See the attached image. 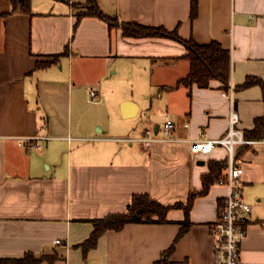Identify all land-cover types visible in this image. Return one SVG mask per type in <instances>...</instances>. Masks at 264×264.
Segmentation results:
<instances>
[{
  "label": "crops",
  "instance_id": "1",
  "mask_svg": "<svg viewBox=\"0 0 264 264\" xmlns=\"http://www.w3.org/2000/svg\"><path fill=\"white\" fill-rule=\"evenodd\" d=\"M86 1L31 0L23 13L0 0V259L214 264L210 228L227 188L215 180L199 192L208 162H224L227 152L219 146L198 156L189 144L223 137L230 106L217 80L177 85L189 72L184 42H216L229 52L237 127L252 129L264 114V90L241 86L252 78L264 87V0H196L193 18L192 0H96L118 23L171 34L143 38L84 15ZM166 116L171 141L140 142L146 131L162 140ZM31 138L38 148L28 147ZM235 154L251 207L240 264H264V143ZM134 195L169 207L165 222L126 224L87 247L92 221L125 213Z\"/></svg>",
  "mask_w": 264,
  "mask_h": 264
},
{
  "label": "trees",
  "instance_id": "2",
  "mask_svg": "<svg viewBox=\"0 0 264 264\" xmlns=\"http://www.w3.org/2000/svg\"><path fill=\"white\" fill-rule=\"evenodd\" d=\"M68 2V0H56ZM31 0H11L12 10L28 13L30 10ZM86 11L84 15H92L105 21L110 27H120L124 36L143 38V37H170L171 34L162 28H153L141 26L131 23H118L113 17L103 14L96 0H87L83 5ZM82 14V15H83ZM196 15V0L191 1V18ZM187 53L185 58L189 63V72L187 76L180 79L177 85L190 87L196 85L199 88H207L211 80L221 82L224 91L228 89L230 79V55L218 43L212 42L207 45H199L192 41L184 42ZM57 56H55L56 58ZM49 64V63H45ZM39 64L38 66H42ZM259 84L262 89V83L257 79H247L241 88L250 87ZM264 100V91H263ZM245 139L263 140L264 139V114L254 119L252 129L243 132ZM227 159L224 162H208L209 173L202 177V190L199 194H205L208 187L219 177H221L227 167ZM196 194H191L187 199L184 207L185 221L181 223L179 236L188 227V212L192 205L193 198ZM177 206H180L177 205ZM222 205L219 207V213ZM169 207L161 205L159 202L152 200L147 195H134L131 199L129 207L125 213L110 214L99 220H93L94 230L90 239L85 244L87 247L95 246L98 238L108 230H121L126 224L143 223V224H159L165 222L166 213ZM246 222L243 227H246ZM174 248V243L166 250L170 253ZM40 259L35 258L32 254H26L19 259H0V264H38Z\"/></svg>",
  "mask_w": 264,
  "mask_h": 264
},
{
  "label": "built area",
  "instance_id": "3",
  "mask_svg": "<svg viewBox=\"0 0 264 264\" xmlns=\"http://www.w3.org/2000/svg\"><path fill=\"white\" fill-rule=\"evenodd\" d=\"M222 95L227 98L230 106L227 133L215 140L198 139L191 141L189 149L192 154L198 156L209 155L215 147L220 146L226 149L228 161L226 173L216 180V184L225 186L227 194L223 200L218 218L210 228V232L214 240V264H240L239 246L246 235V227H243V224L247 221L251 207L244 201L242 196L243 182L241 176L243 169L235 153L240 146L264 143V139H245L243 132L237 127L239 116L234 105V88L231 83ZM89 97L91 101L97 99L98 93L94 88H90ZM172 129L173 121L166 116L162 128L164 138L162 140L158 137L151 138L149 136L150 131H146V136L141 138L140 142L148 144L152 141H171L170 133ZM37 139L39 138H31L28 147L38 148L37 142H32ZM59 242V240H55V243L58 244Z\"/></svg>",
  "mask_w": 264,
  "mask_h": 264
},
{
  "label": "water",
  "instance_id": "4",
  "mask_svg": "<svg viewBox=\"0 0 264 264\" xmlns=\"http://www.w3.org/2000/svg\"><path fill=\"white\" fill-rule=\"evenodd\" d=\"M205 162L203 161V160H199L198 162H197V164H199V165H203Z\"/></svg>",
  "mask_w": 264,
  "mask_h": 264
},
{
  "label": "rangeland",
  "instance_id": "5",
  "mask_svg": "<svg viewBox=\"0 0 264 264\" xmlns=\"http://www.w3.org/2000/svg\"><path fill=\"white\" fill-rule=\"evenodd\" d=\"M90 98V97H89ZM91 100V99H90ZM90 102V101H89ZM218 185V184H217Z\"/></svg>",
  "mask_w": 264,
  "mask_h": 264
}]
</instances>
